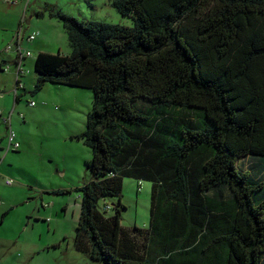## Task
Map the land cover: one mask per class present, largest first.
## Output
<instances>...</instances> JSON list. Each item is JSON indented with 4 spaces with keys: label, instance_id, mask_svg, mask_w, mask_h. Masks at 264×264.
I'll use <instances>...</instances> for the list:
<instances>
[{
    "label": "trees",
    "instance_id": "1",
    "mask_svg": "<svg viewBox=\"0 0 264 264\" xmlns=\"http://www.w3.org/2000/svg\"><path fill=\"white\" fill-rule=\"evenodd\" d=\"M111 4L131 26L36 13L71 52H38L32 92H93L74 248L103 264H264V0ZM125 177L151 183L145 228L120 223Z\"/></svg>",
    "mask_w": 264,
    "mask_h": 264
},
{
    "label": "rangeland",
    "instance_id": "2",
    "mask_svg": "<svg viewBox=\"0 0 264 264\" xmlns=\"http://www.w3.org/2000/svg\"><path fill=\"white\" fill-rule=\"evenodd\" d=\"M58 5L63 13L80 20H96L125 26L132 25L130 16H122L112 0H41ZM40 8L32 0L23 24L22 53H27L23 68V89H15L16 65L7 60L14 50L6 49L12 41L0 43V214L6 212L0 224V261L10 264H103L74 248L73 238L80 213L81 193L76 188L89 180L86 161L90 149L77 138L86 127V115L91 108L93 92L61 84L46 83L32 92L36 74L34 58L38 52L69 54L71 47L61 22L43 12L28 19ZM57 8V7H56ZM35 34L34 40L27 36ZM2 32H0V39ZM13 44V43H12ZM6 60L2 62L1 58ZM9 67L5 70V67ZM18 94V100L15 94ZM33 102V104H30ZM19 143L16 150H6L7 124ZM242 165L254 166L252 161ZM264 176V175H262ZM5 178L12 180L4 184ZM138 184L140 188L138 189ZM148 181L123 179L121 203L122 226L145 228L150 207ZM117 197L99 200L98 206L110 205Z\"/></svg>",
    "mask_w": 264,
    "mask_h": 264
},
{
    "label": "crops",
    "instance_id": "3",
    "mask_svg": "<svg viewBox=\"0 0 264 264\" xmlns=\"http://www.w3.org/2000/svg\"><path fill=\"white\" fill-rule=\"evenodd\" d=\"M37 1L39 2L40 7L42 4L44 5L45 3H47V2H42L41 0H37ZM31 2H32V0H28L26 7H24V1L23 0H18V2L15 4H9L3 0H0V32H2L0 43H3L4 41H5L4 43H7L8 41H12V43H13V44L11 43V45L7 44V46L8 45L10 46V48H9L10 50H14L15 55L13 58L8 56L7 60L13 61L16 65L15 85H16V81L18 80V82L21 83V85H22V87L19 89L25 88V85H24L23 80H22L23 79L22 74H24L22 65H25L24 61H25L26 57L24 56L20 59V66L22 68V73H19V75L16 76L17 63H18L16 50H17V48L21 49V44H22L23 34H24L23 33V24L26 20V11H27ZM55 7L58 8V5ZM40 11H41L40 8H38L37 10H34V12L30 13L28 19L32 18L33 13L35 14V13L40 12ZM19 31H20V38L17 39V33ZM1 58L6 60L2 56H1ZM8 69H9V67H8ZM15 95H18V94L16 93ZM0 264H10V263L8 262L7 259H5V260H1Z\"/></svg>",
    "mask_w": 264,
    "mask_h": 264
},
{
    "label": "built area",
    "instance_id": "4",
    "mask_svg": "<svg viewBox=\"0 0 264 264\" xmlns=\"http://www.w3.org/2000/svg\"><path fill=\"white\" fill-rule=\"evenodd\" d=\"M3 1H5V2H7L9 4H15V3L18 2V0H3ZM23 1H24V7H26V5L28 3V0H23ZM19 38H20V31L17 33V39H19ZM34 39H35V34L34 33H31L30 35L27 36V40H34ZM9 48H10V46L8 45L6 47V49H9ZM16 52H17L16 55H17V59H18L16 76H18L19 73H22V68L20 66V59L22 57H24V56H27L28 52L24 54V53H22V50L20 48H17ZM7 69H8V66L5 67V70H7ZM18 87H22L21 83L16 84V88L15 89H17ZM30 104H33V102H30ZM3 121L7 124L8 144H7L6 150H10V149L16 150L19 147V143H18V141H16L15 133L10 127V117H7V118L5 117L3 119ZM139 183H140V181H139ZM4 184L11 185L12 184V180L9 179V178H5ZM139 188H140V184H138V189ZM109 208H110V205H106L105 206V209H109Z\"/></svg>",
    "mask_w": 264,
    "mask_h": 264
}]
</instances>
